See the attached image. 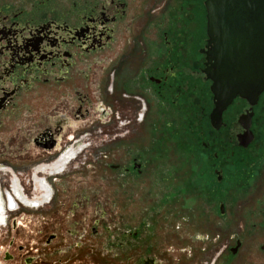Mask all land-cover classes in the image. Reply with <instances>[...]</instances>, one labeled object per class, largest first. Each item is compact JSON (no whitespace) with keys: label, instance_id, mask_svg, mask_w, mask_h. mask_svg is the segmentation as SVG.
<instances>
[{"label":"rangeland","instance_id":"rangeland-1","mask_svg":"<svg viewBox=\"0 0 264 264\" xmlns=\"http://www.w3.org/2000/svg\"><path fill=\"white\" fill-rule=\"evenodd\" d=\"M203 1L143 0L142 28L168 6L190 28L194 17L184 12L202 11ZM105 66H96L90 87H77L90 97L88 121L65 125L71 134L90 127L89 139L79 144L85 152L48 178L51 186L45 180L52 189L48 204L10 213L0 228V264H264V129L247 160L227 166L236 177L220 198L213 193L210 161L201 155L198 110L151 98L148 116L134 118L135 107L119 87H97ZM54 103L46 95L22 106L0 133L1 167L30 166L18 170L26 193L36 190L29 199L45 195L43 178L31 187L32 169L73 145L63 137L59 151L43 152L26 138L27 128Z\"/></svg>","mask_w":264,"mask_h":264},{"label":"flooded vegetation","instance_id":"flooded-vegetation-1","mask_svg":"<svg viewBox=\"0 0 264 264\" xmlns=\"http://www.w3.org/2000/svg\"><path fill=\"white\" fill-rule=\"evenodd\" d=\"M142 1L0 0V133L22 106L26 108L30 102L51 95L54 105L27 128L26 138L36 148L51 153L59 151L66 140H73L68 150L32 169L31 187L42 178L51 186L49 179L63 174L85 152L86 147L79 144L80 140L89 139L90 127L71 134L65 125L70 119L88 121L90 97L77 87H90V82L96 81V66L100 63L106 66L97 87H110L111 91L119 87L120 96L128 98L135 107L134 118L140 112L148 116L153 98L174 107L193 106L198 110L195 123L201 155L210 161L215 177L213 193L220 198L228 191L229 181L236 177L234 172L227 174V166L247 160V152L259 141L264 129V91L253 106L235 98L223 111L219 129L210 124L214 106L211 82L202 73L205 67L202 50L207 40L204 6L202 11L193 8L184 12L194 17L190 28L178 19L175 8L167 4L161 19L151 16L142 28L138 6ZM183 1L179 4L183 5ZM157 10L151 9L149 14ZM64 94L69 99L64 100ZM245 125L252 135L249 142L242 137L247 133ZM18 170L30 171V166L0 168V179L7 178L6 190L0 183L1 229L7 226L10 213L18 209L14 207H25L17 198L21 197L19 194L28 198L36 191L26 193L20 181L23 174ZM40 183L45 200L48 185H43L42 180ZM238 250V246L231 247L229 253L235 255Z\"/></svg>","mask_w":264,"mask_h":264},{"label":"water","instance_id":"water-1","mask_svg":"<svg viewBox=\"0 0 264 264\" xmlns=\"http://www.w3.org/2000/svg\"><path fill=\"white\" fill-rule=\"evenodd\" d=\"M203 6L207 40L202 73L211 82L210 124L219 129L223 111L235 98L253 106L264 91V0H204ZM246 130L242 137L249 142L252 135Z\"/></svg>","mask_w":264,"mask_h":264},{"label":"bare ground","instance_id":"bare-ground-1","mask_svg":"<svg viewBox=\"0 0 264 264\" xmlns=\"http://www.w3.org/2000/svg\"><path fill=\"white\" fill-rule=\"evenodd\" d=\"M44 183H45V182H44ZM45 184H47V183H45ZM47 185H48V184H47ZM48 189H49V185H48ZM47 192H48V195H49V194H50V190L47 191ZM14 194H15L16 197L18 196L16 192H15ZM19 195H20L21 197H20V198L17 197V198H18V200L21 202V204L24 205V206H26V207L28 206L29 208H35V209H37V208H39V207H42V206L45 205L46 203H48V202H47L48 195L46 196V199H45V200H43V197H44L45 195L40 196L39 198H33V199L26 198V197H24L22 194H19ZM0 196L2 197L1 190H0ZM2 198H3V197H2ZM21 198H25V199H27V200L25 201V199H21ZM3 216H4V224H5V222H6V210H5V207H4Z\"/></svg>","mask_w":264,"mask_h":264},{"label":"built area","instance_id":"built-area-1","mask_svg":"<svg viewBox=\"0 0 264 264\" xmlns=\"http://www.w3.org/2000/svg\"><path fill=\"white\" fill-rule=\"evenodd\" d=\"M139 117H140V119L143 117V114H142V112H140L139 113V115H138ZM83 148H85V146L83 145L82 146ZM69 148H66L63 152H65L66 150H68ZM63 152H61L60 154H62ZM0 168H2L1 166H0ZM48 176H50V175H48ZM45 179L46 178H43V180H42V183H44L45 182ZM5 179L4 178H1L0 179V183H2V187H3V190H6V187H4V183L6 182V180L4 181ZM33 187V189H34V186H32ZM51 198H52V189L50 190V194L48 195V199H47V202L49 203L50 201H51ZM47 203V204H48ZM20 206L19 205H17L16 207H14L15 208V210L17 209V208H19ZM14 212V211H13ZM12 213V212H11ZM9 220V219H8ZM6 224H4L3 226H5Z\"/></svg>","mask_w":264,"mask_h":264}]
</instances>
